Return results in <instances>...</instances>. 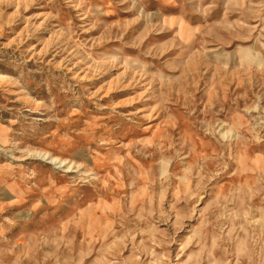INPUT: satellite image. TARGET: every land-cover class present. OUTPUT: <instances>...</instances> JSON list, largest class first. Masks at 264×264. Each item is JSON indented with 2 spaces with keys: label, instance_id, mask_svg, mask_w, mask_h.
I'll list each match as a JSON object with an SVG mask.
<instances>
[{
  "label": "rangeland",
  "instance_id": "obj_1",
  "mask_svg": "<svg viewBox=\"0 0 264 264\" xmlns=\"http://www.w3.org/2000/svg\"><path fill=\"white\" fill-rule=\"evenodd\" d=\"M0 264H264V0H0Z\"/></svg>",
  "mask_w": 264,
  "mask_h": 264
}]
</instances>
